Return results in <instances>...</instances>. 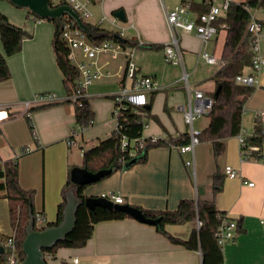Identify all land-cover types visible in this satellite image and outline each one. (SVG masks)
Segmentation results:
<instances>
[{"label": "crops", "instance_id": "obj_1", "mask_svg": "<svg viewBox=\"0 0 264 264\" xmlns=\"http://www.w3.org/2000/svg\"><path fill=\"white\" fill-rule=\"evenodd\" d=\"M180 1L167 0L168 9ZM119 9L124 10L126 18L111 24L114 27L109 19L105 21L108 25L99 22L103 16H115L114 12ZM92 10V22L89 19L87 23L106 30H122L123 37L137 43L126 47L133 52L131 59L136 65V73L132 78L126 76L129 58L125 53L98 57V65L105 75L96 79L87 90L95 113L94 121L76 135L77 143L70 146L67 139L76 119L73 103L60 102L44 107L39 106L46 104L34 103L32 110L25 104L43 92H54L61 98L67 96L53 47L56 24L51 20L37 19L28 8L16 6L10 0H0V12L12 24L32 34L31 38L24 40L20 52L7 57L12 75L0 82V112L7 113L0 119V161H17L20 184L36 190L34 208L36 213L45 217L42 225L55 222L63 198V186L70 168L81 167L83 150L97 145L116 128L117 121L112 113L120 89L133 86L140 77L150 76L155 80L156 88L147 90L149 104L145 108L149 115L145 118L148 126L144 127V136L159 137L166 144L149 148L145 160L126 169L114 170L86 185L84 193L102 196L114 192L121 195L125 203L150 210L176 209L183 198L214 200L218 209L239 222L235 240L223 248L224 264H264V159L244 160L237 136L229 137L226 152L219 163L223 170L230 165L238 172L227 175L223 189L215 194L213 174L217 165L212 143L201 141L193 153L179 150L180 141H175L180 135L189 134L183 113L178 110V105L188 102L180 80L183 65L177 60L166 61L164 49L142 46L145 43L166 45L170 40L160 0H105L95 3ZM255 15L264 20V9H256ZM180 33L189 80L196 72V78L192 83L190 81L191 87L211 96L216 87L217 68L200 57L205 46L195 33ZM225 37L223 29L206 45L209 51L221 56ZM0 50H4L1 36ZM76 54L79 60L90 61L81 50ZM257 79L254 91L244 103L242 129L248 135L252 134L248 133L250 128L243 126L253 120L254 131L256 111H264V69L257 74ZM29 111L30 115L27 114ZM204 115L208 113L196 118L195 129L202 131L209 124L210 118ZM190 159L194 160L193 166L186 165V160ZM251 181L253 186L246 183ZM195 227L197 221L168 224L166 229L177 238L187 239ZM14 228L8 201L0 197V238H5ZM74 258L78 262L75 263ZM62 261L70 264H202V253L200 249H189L173 242L160 233L155 224L126 217L98 222L84 246L61 247L54 257L47 258L48 264H61Z\"/></svg>", "mask_w": 264, "mask_h": 264}, {"label": "trees", "instance_id": "obj_2", "mask_svg": "<svg viewBox=\"0 0 264 264\" xmlns=\"http://www.w3.org/2000/svg\"><path fill=\"white\" fill-rule=\"evenodd\" d=\"M193 8L198 13L207 10V6L198 2L194 3ZM249 8L264 9V0L234 1L231 3L225 16L220 17L216 22L220 26V31L223 29L226 31L221 52V57L226 62L215 71L216 87L211 93L214 100L208 112L210 122L199 134L200 141H209L213 145L217 165L213 174V191L215 194L223 189L227 176L219 163V159L226 152V140L229 137L236 136L240 132L245 99L254 91V86L241 85L235 82V77L245 72L252 65V42L247 33V25L251 18ZM30 13L33 14L31 11ZM34 17L40 20L36 15ZM0 19L3 22L0 24V36L4 46V50H0V82H2L8 80L12 75L7 57L20 52L24 40L31 38L32 34L23 27L12 24L2 12H0ZM262 23L264 24V20H262ZM88 24L99 32L96 37L89 36L95 43L99 44L112 40L120 42L123 47L137 45L132 39L121 36L117 31L106 30L98 25ZM221 24H225L226 27L222 28ZM142 46L155 50L164 49L165 47V45L160 43H145ZM53 47L57 63L63 73V84L66 95L72 96L77 92L80 72L69 58L70 48L63 39L57 24L53 38ZM219 86H221L219 94L215 95V91ZM80 100L81 105L74 103L76 111L75 125L88 128L93 124L95 113L91 108L89 96L81 97ZM63 102H70V100L67 99ZM56 103L60 102L40 105L39 107ZM145 107L137 108L129 103H125L121 109L122 114L117 120V128L113 130L112 134L100 140L97 145L83 150L81 167L94 173L103 169H112V172L118 169H126L135 162L145 160L149 148L166 144L163 139L152 141L149 137L144 136L145 118L149 115V110ZM139 110L144 112L145 115L140 114ZM154 118L158 120L156 116ZM255 129L259 130V125H255ZM124 136L129 139L146 138L144 146L138 149L135 156H130V145L122 148ZM177 139L175 142L180 141L179 144L186 143L189 140V134L184 133ZM249 141L259 144L261 143V138L251 136L249 137ZM257 157L260 158V156ZM132 160L134 162L126 167L125 164ZM71 170L72 167L70 168L68 179L63 186V198L58 205L57 218L55 222L49 224L57 225L63 219L64 207L67 202L66 194L74 186L71 180ZM85 187L86 185H79L75 189L76 195L82 202L76 211L74 229L67 234L65 239L59 241L53 247L45 249L46 257H54L57 250L61 247L76 248L84 246L92 237L94 227L98 222L131 217L124 211L108 209L103 206L89 209L84 203L87 197L84 193ZM35 196V189H27L20 184L17 161L14 159H2L0 161V197L6 198L8 201L10 220L13 227L17 229L18 250L22 258L25 256L22 243L26 236V227L31 215L33 214L34 217L36 215L34 208ZM137 207L141 208L148 217L158 218L159 222L155 224L157 230L173 242L182 244L189 249H200L202 264H224V253L218 244L216 233L224 215L227 213L218 209L214 200L183 198L176 209L150 210L140 206ZM197 220L202 222L201 226L195 227L187 239L177 238L166 229L168 224H184L196 222ZM237 224L239 230L238 221ZM0 264H5L3 254H0ZM61 264L70 263L62 261Z\"/></svg>", "mask_w": 264, "mask_h": 264}, {"label": "built area", "instance_id": "obj_3", "mask_svg": "<svg viewBox=\"0 0 264 264\" xmlns=\"http://www.w3.org/2000/svg\"><path fill=\"white\" fill-rule=\"evenodd\" d=\"M105 0H50L52 6H58L60 4H69L75 11L79 13L83 21L87 22L93 17L92 6L97 3H103ZM167 0H160L161 6L165 11V17L170 30V40L165 45V59L168 62L177 60L183 65V71L180 80L183 82L184 88L188 95V102L186 104L178 105V110L183 113L185 124L189 127V140L186 143L178 146L182 153L194 152L196 145L201 141L199 134L201 130H197L194 127L196 118L209 112L214 98L207 96L203 90L193 89L189 80V73L184 65L182 49H181V31L195 33L202 42V45H206L220 32V26L216 23L220 17L225 16L233 0H181L173 8L168 9L166 4ZM202 3L207 6V10L198 13L193 8L194 3ZM250 9V8H249ZM251 11V18L247 25V33L252 42V65L243 73L238 74L235 77V82L241 85L255 86L257 83V74L264 69V24L262 20L256 17L255 13ZM110 18V17H109ZM106 16L100 18V23H103ZM112 24H116L119 18L113 16L110 18ZM222 28H225V24H221ZM123 36V31H117ZM62 37L66 41L70 48L69 58L73 64L78 68L80 72V78L78 79L77 92L72 96H66L65 98L59 97L54 92H43L38 94L33 101H27L26 108L36 104H50L54 102H63L70 100L71 103H77L81 105V97H88V87L98 78L105 75V72L98 65V57L101 54L117 55L119 53H125L129 60L126 68V76L132 78L136 73V65L131 59L133 56L132 50L123 47L120 42L107 40L102 43L93 42L88 34L78 26L77 21L69 14H65L62 17ZM205 47L201 49L200 57L209 65L215 68H220L225 64V59L219 55L207 50ZM81 50L83 56L90 59V61H82L77 57L76 52ZM156 88L155 80L150 76H143L135 80L133 86H123L116 96V103L113 110V117L118 120L122 114V106L125 103H129L137 108H144L149 104L147 90ZM30 112H27L30 115ZM139 113L145 115L144 112L139 110ZM7 113L0 112V119L6 117ZM255 125H259L260 129H255L252 134L248 135L244 129L241 128L240 132L236 135L240 144V150L242 158L244 160L257 158L264 159V111L257 110L255 116ZM148 126L147 123L144 127ZM117 128V126H116ZM85 130L84 126L75 125L72 127L71 136L67 139L68 145L76 144L75 137L79 133ZM255 136L261 138V143H252L249 141V137ZM152 141H157L161 138L156 136H147ZM146 138L129 139L126 136L122 139V148H126L130 145V156H135L139 148L143 147ZM194 160H186L187 166H193ZM227 175H235L238 170L230 165L225 167ZM248 185L253 186L254 182H246ZM103 197L113 200L115 203H125L124 198L114 192L102 194ZM45 222V217L41 213H36L35 223L38 228ZM202 222L197 220V227H200ZM238 224L235 218L230 217L228 214L224 215L222 223L220 224L216 233L218 244L223 250L224 246L233 242L237 236ZM0 244L4 246L3 261L5 264H22L24 258L20 256L17 243V229L8 234L5 238H0ZM46 258H49L48 256ZM74 262H78L77 258H74Z\"/></svg>", "mask_w": 264, "mask_h": 264}, {"label": "water", "instance_id": "obj_4", "mask_svg": "<svg viewBox=\"0 0 264 264\" xmlns=\"http://www.w3.org/2000/svg\"><path fill=\"white\" fill-rule=\"evenodd\" d=\"M13 4L19 7L28 8L34 15L40 19L53 20L62 30V17L65 14L71 15L78 23V26L83 29L88 36L96 37L99 32L94 30L87 22L83 21L81 16L69 4H60L52 6L50 0H10ZM114 15L124 20L126 18L123 9L116 10ZM0 19V24H2ZM221 86L215 91V95L219 94ZM147 106V105H146ZM134 160L129 161L125 166L132 164ZM112 169H103L96 173L88 171L82 167H75L71 171V180L74 186L68 190L66 194L67 202L64 207L62 221L57 224H46L38 228L35 223V217L32 214L30 221L26 227V236L22 243L24 259L22 264H48L45 255V249L51 248L59 241L65 239L76 224V211L81 204V199L76 195L75 189L79 185H88L100 180L102 177L110 174ZM84 203L89 209H94L96 206H103L108 209H116L126 212L131 217L150 224H157L158 218L148 217L141 208L130 203H115L113 200L103 197L90 195L87 196ZM4 246L0 244V254H3Z\"/></svg>", "mask_w": 264, "mask_h": 264}, {"label": "rangeland", "instance_id": "obj_5", "mask_svg": "<svg viewBox=\"0 0 264 264\" xmlns=\"http://www.w3.org/2000/svg\"><path fill=\"white\" fill-rule=\"evenodd\" d=\"M175 1H177V0H172V2H175ZM253 13H255V10H253ZM93 19V18H92ZM92 19L91 20H89L90 22H92ZM107 19H109L110 20V18L108 17V15L106 16V19H105V21H107ZM104 21V22H105ZM117 21H119V20H117ZM116 21V22H117ZM107 25L109 24L108 22H105ZM112 24V22H111V20H110V25ZM111 26H113L114 27V25H111ZM109 30H112L111 28H108ZM181 35V34H180ZM219 43H220V41H219ZM209 44H210V42H209ZM220 45V44H219ZM181 46H182V44H181ZM208 46V45H207ZM205 47L207 50H209L208 49V47ZM211 46H212V44H211ZM211 46H210V48H211ZM220 47V46H219ZM217 51H219V49L217 48ZM214 67V66H213ZM196 78V72L194 73V74H191V76H190V81H191V83L194 81V79ZM204 116H206L205 118H209V116L208 115H204ZM253 124H254V121L252 120L251 122H247V124H243L244 126L243 127H249L250 128V130H249V132L248 133H252V131H253ZM74 154H73V156L74 157H76V152H73ZM80 158V157H79ZM43 225H39V227H42Z\"/></svg>", "mask_w": 264, "mask_h": 264}]
</instances>
